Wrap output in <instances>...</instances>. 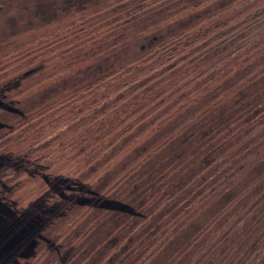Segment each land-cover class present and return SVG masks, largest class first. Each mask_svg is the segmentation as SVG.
<instances>
[{
	"label": "trees",
	"instance_id": "trees-1",
	"mask_svg": "<svg viewBox=\"0 0 264 264\" xmlns=\"http://www.w3.org/2000/svg\"><path fill=\"white\" fill-rule=\"evenodd\" d=\"M245 1H39L34 18L13 36L25 40L44 29L54 35L32 44L38 45L34 53L40 67L0 83V175L7 168L30 166L28 161L35 159L32 156L47 140L35 144L31 138L34 135L28 134L46 112L58 108L74 115L122 111L124 116L132 114L138 121L135 126L141 128L147 120H143L146 112L169 102H174V111L179 115L190 109L186 99L183 103L175 101L178 88L211 83L210 104L202 112L189 110L197 118L184 120L185 126H176L179 134L173 138V145H165L174 148L171 155L176 161L169 167L172 178L165 188L161 191L165 181L160 183V178L156 189L140 186L141 202L136 210L123 206L124 199L113 202L136 216L142 215L145 207L151 211L154 197L156 201L165 197L167 200L161 204L171 206L153 220L161 224L160 230L136 223L134 231L144 234L138 236L140 246L134 249V255L147 249L144 243L154 234L166 240L151 253L153 259L174 245L177 249L172 264H264V33L248 40L241 35L229 37V43L224 42L258 0L242 5ZM194 14L197 17L191 20ZM210 48L219 56L214 66L209 60ZM24 80L27 83L22 85ZM59 80L58 90L55 86ZM69 95L77 101L57 107L58 97ZM82 101L85 104L81 106ZM38 106L40 112H34ZM139 113L143 114L139 117ZM61 117L51 121L58 123ZM18 125L24 128L21 143L15 136ZM181 134H189V139L195 137L197 141L194 148L191 145L192 149L178 154ZM180 156L187 159L178 161ZM33 167L27 175L35 177L44 166L37 162ZM236 175L238 180H233ZM24 177L18 178V183ZM64 180L61 177L50 182L58 185ZM75 186L68 192L59 191L54 205L41 196L20 213L14 203L6 207L2 203L5 192L0 194V264H10L21 246L40 236L54 220L50 216L53 207L67 204L62 209L66 211L73 197L79 199L86 188ZM152 213L144 221H150ZM167 217L171 218L169 222ZM120 261L119 264L127 263L128 257Z\"/></svg>",
	"mask_w": 264,
	"mask_h": 264
},
{
	"label": "rangeland",
	"instance_id": "rangeland-1",
	"mask_svg": "<svg viewBox=\"0 0 264 264\" xmlns=\"http://www.w3.org/2000/svg\"><path fill=\"white\" fill-rule=\"evenodd\" d=\"M39 1L43 0H0V83L15 77L19 78L27 70L40 67L38 57H35L37 54L34 53L38 45L32 46V44L36 43L39 38H49L54 34H48L44 29L43 33L34 32L26 35L27 37L22 36L27 38L25 40L16 39L13 36L21 32H18L20 26L34 18L35 5ZM251 2L253 1L247 0L242 5ZM248 10L250 13L239 22L240 26L237 30L225 38V43L229 37L233 39L241 35L243 40H248L251 36L264 33V0L254 1L253 6H250ZM195 17L197 14L190 16L191 20ZM13 45L18 48L14 49ZM19 46L22 47L21 50ZM210 50L209 60L214 66L215 59L219 56L218 53H211L214 49L210 48ZM229 52L228 55L231 54ZM29 54L33 56L28 57ZM32 78L33 76L28 79V82ZM73 81L75 83V80ZM25 82L26 80L22 85L27 83ZM60 84L61 80L56 83L55 88L58 89ZM209 85L211 83L202 82L178 88L176 96L172 97L179 103H183L182 100L186 99L185 103L188 109L190 107L189 110L202 112L205 106L210 104L212 97ZM58 90L55 89V91ZM39 95V93L36 94V96ZM195 96L198 99L193 101L192 98ZM157 98H154V101ZM72 101H77L73 95L60 96L55 104L58 107ZM84 104L85 102L82 101L81 106ZM39 108L40 106L35 108L34 112H40ZM189 110L179 115L174 111V102H169L164 107L159 106L152 112H146L143 120H147L141 128L137 127L138 125L135 126L134 123L138 121L132 114L127 113L124 116L122 111L111 114H94V112L90 114L84 111L81 114L76 112L77 115H74L67 111L64 113L58 108L53 111L54 114L52 111L46 112L43 120L28 134L29 136L34 135L31 138L32 141L37 142L35 144L40 145L47 140L46 144L41 145V148L32 156L35 159L28 161L30 166L27 165V169L23 166L19 167L20 169L14 168V170L7 168L3 170V175H0V184L3 183L0 185V194L5 192L2 195V203L6 204V207L14 203V208L20 213L24 212L38 197L46 196L45 200L47 199L54 205L59 191H71L76 187L75 185L85 186L86 189L82 191L83 194L78 200L75 199L76 196L72 198V204H69L68 209L65 208L66 211L62 209L67 204L59 208L53 207L50 216L54 220L47 225L40 236L21 246L19 254L11 257L12 261L9 260L10 264H119L121 258L125 257H128V261L124 264L148 263L152 258L151 253L163 246L166 239L161 240L152 234L151 239L144 243V246L151 251L145 249L141 252L139 250V254L134 255V249L140 246L141 238L138 236L144 233H137L133 227L140 222L149 224L148 227H151L149 230H160L161 224L153 220L164 214L171 206L169 203L161 204L162 200H167L165 197L157 198V201L154 197L155 201L150 203V209L153 212L150 221H144L151 212H148L146 207L141 210L142 215L140 216L127 213L122 208L130 206L136 210L137 204L141 202L140 186L145 189L148 186L147 190L149 188L153 190L150 186L156 189V186L164 180L165 182L161 185L162 191L165 183L170 181L172 175L169 167L173 166L176 161L171 155L174 148L170 149V146L165 148V145H173V138L179 134V129L177 131L176 129L179 125L185 126L182 123L184 120L197 118L195 114L192 115V112L189 114ZM142 114L139 113V117ZM62 115L66 116L63 118ZM59 117L61 118L58 123L51 121ZM22 126L18 125L15 133V136L20 139L19 143L23 142L21 133L24 128ZM38 129L41 131L37 134ZM181 135L179 140L182 144L177 147H182L176 151L178 154L194 148L197 141L195 137L189 139L191 137L189 134ZM186 159L187 156H180L177 160ZM37 162H41L44 167L38 170L35 177L27 175L28 170L34 168ZM149 171H154V174H148ZM23 176H25L23 182L18 183L17 179L20 177L22 179ZM238 176L236 175L233 180L236 178L238 180ZM61 177L65 178L62 184L60 183L61 185H56L55 181L50 182L51 179ZM7 187L10 189L8 192H6ZM49 189L53 190L49 191ZM160 194L165 195L164 192ZM123 199L125 205L121 207H118L117 201L113 202L114 200L124 201ZM175 206L176 201L172 208ZM170 219V217L165 218L167 222ZM113 244H115L114 247H112ZM115 246L118 248L116 249ZM176 249L174 245L167 246L155 259L152 258L149 264H172ZM257 263L258 261L255 264Z\"/></svg>",
	"mask_w": 264,
	"mask_h": 264
}]
</instances>
